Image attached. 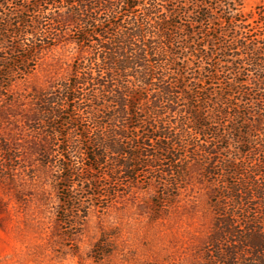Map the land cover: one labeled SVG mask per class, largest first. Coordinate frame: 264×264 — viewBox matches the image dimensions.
<instances>
[{
    "label": "trees",
    "instance_id": "obj_1",
    "mask_svg": "<svg viewBox=\"0 0 264 264\" xmlns=\"http://www.w3.org/2000/svg\"><path fill=\"white\" fill-rule=\"evenodd\" d=\"M243 1L0 0L1 95L44 52L69 42L80 52L66 80L32 95L37 129L63 147L41 143L39 161L59 168L66 213L79 209L75 186L114 197L148 174L167 212L197 172L214 186L204 264H264V31ZM179 51L205 62L194 81ZM215 55L237 76L218 89ZM245 64L258 80L240 79Z\"/></svg>",
    "mask_w": 264,
    "mask_h": 264
},
{
    "label": "rangeland",
    "instance_id": "obj_2",
    "mask_svg": "<svg viewBox=\"0 0 264 264\" xmlns=\"http://www.w3.org/2000/svg\"><path fill=\"white\" fill-rule=\"evenodd\" d=\"M243 3L242 15L254 16L248 21L250 28L264 31L257 9L264 7V0ZM179 53L173 59L181 65L185 61L186 76L194 81L205 62H193L186 51ZM79 54L71 42L44 52L35 70L0 94V264H204L215 220L210 203L214 186L197 172L167 212L156 211L152 199L158 182H150L148 174L135 187L119 188L114 197H105L103 184L88 194L75 186L79 209L66 213L54 187L59 168L39 161L41 143L54 153L60 150L61 156L63 147L37 129L32 95L66 80ZM212 61H219L220 72H226L212 87L235 80L223 58L215 55ZM247 68L245 64L243 70ZM247 74L240 79L248 83L260 76Z\"/></svg>",
    "mask_w": 264,
    "mask_h": 264
}]
</instances>
